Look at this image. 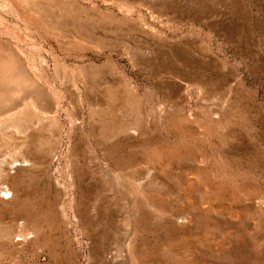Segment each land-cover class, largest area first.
<instances>
[{"label":"rangeland","instance_id":"rangeland-1","mask_svg":"<svg viewBox=\"0 0 264 264\" xmlns=\"http://www.w3.org/2000/svg\"><path fill=\"white\" fill-rule=\"evenodd\" d=\"M200 2L90 45L102 128L41 169L10 165L0 264H264V30L225 28L230 7Z\"/></svg>","mask_w":264,"mask_h":264},{"label":"bare ground","instance_id":"bare-ground-1","mask_svg":"<svg viewBox=\"0 0 264 264\" xmlns=\"http://www.w3.org/2000/svg\"><path fill=\"white\" fill-rule=\"evenodd\" d=\"M191 2L203 5L200 0H0V179L17 178L9 173L10 165L16 174L21 167L40 168L43 158L57 153L61 140L70 144L100 132L106 84L102 66L93 65L91 75L92 64L86 63L92 43L101 53L103 42L120 30L149 28L144 12H156L162 20ZM218 4L230 7L232 17L224 22L225 28L264 30V0H219ZM136 12L139 22L133 18ZM184 58V64L195 69V61L185 54ZM172 64L167 61L169 67ZM192 74L195 80L199 77ZM116 141L107 151L123 147V139ZM78 148L70 147L74 152ZM70 149L68 145L63 155ZM13 192L5 190V194Z\"/></svg>","mask_w":264,"mask_h":264}]
</instances>
